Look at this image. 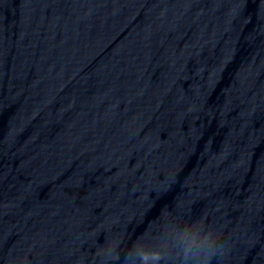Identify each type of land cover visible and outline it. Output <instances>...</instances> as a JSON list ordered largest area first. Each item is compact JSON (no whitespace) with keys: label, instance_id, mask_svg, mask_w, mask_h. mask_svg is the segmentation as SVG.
<instances>
[{"label":"water","instance_id":"95a60500","mask_svg":"<svg viewBox=\"0 0 264 264\" xmlns=\"http://www.w3.org/2000/svg\"><path fill=\"white\" fill-rule=\"evenodd\" d=\"M201 233L264 264V0H0V264Z\"/></svg>","mask_w":264,"mask_h":264},{"label":"clouds","instance_id":"9594fccd","mask_svg":"<svg viewBox=\"0 0 264 264\" xmlns=\"http://www.w3.org/2000/svg\"><path fill=\"white\" fill-rule=\"evenodd\" d=\"M201 239L186 243L180 250L183 255L184 264H189V261L198 257L203 256V264H207L208 260L213 256L217 250H222L223 244L213 240L210 236L201 233ZM131 253L125 257V264L131 259ZM114 260H120V256L116 255L111 257ZM154 259L160 261L162 256L158 253L154 254Z\"/></svg>","mask_w":264,"mask_h":264}]
</instances>
